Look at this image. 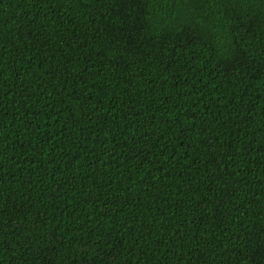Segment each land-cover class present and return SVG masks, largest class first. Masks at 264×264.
Masks as SVG:
<instances>
[{
	"label": "trees",
	"instance_id": "1",
	"mask_svg": "<svg viewBox=\"0 0 264 264\" xmlns=\"http://www.w3.org/2000/svg\"><path fill=\"white\" fill-rule=\"evenodd\" d=\"M0 264H264V0H0Z\"/></svg>",
	"mask_w": 264,
	"mask_h": 264
}]
</instances>
